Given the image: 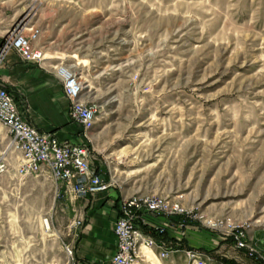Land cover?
<instances>
[{"label": "rangeland", "instance_id": "obj_1", "mask_svg": "<svg viewBox=\"0 0 264 264\" xmlns=\"http://www.w3.org/2000/svg\"><path fill=\"white\" fill-rule=\"evenodd\" d=\"M14 28L37 30L32 49L62 53L82 83L110 188L264 231V0H0L2 41ZM9 140L0 126V264H66L75 200L19 176ZM159 252L135 264H166Z\"/></svg>", "mask_w": 264, "mask_h": 264}, {"label": "built area", "instance_id": "obj_2", "mask_svg": "<svg viewBox=\"0 0 264 264\" xmlns=\"http://www.w3.org/2000/svg\"><path fill=\"white\" fill-rule=\"evenodd\" d=\"M38 36V31L30 29L26 35L19 28H14L4 37L0 44V59L13 49L25 61L39 63L43 56L41 51L33 50L31 42ZM57 74L61 80L63 93L69 102L68 115L71 121L82 127V135L96 123L97 109L81 101L83 85L67 68L60 66ZM0 126L9 136L8 149L17 154L16 173L21 177H47L54 183L65 187L73 199H85L111 187L109 179H104L92 167V153L87 141H62L56 135L39 131L24 117V109L17 102L15 95L0 87ZM8 163L4 153L0 154V174L7 170ZM118 217L113 231L115 234V252L107 264H135L141 257L142 248H158L161 259H168L172 245L158 241L151 232L163 233L159 227L143 217L163 216L167 219L181 217L179 227L189 223L203 228L222 238L230 239L235 249L242 250L250 257L264 259V252L259 251L247 235V226L236 225L230 216H207L194 208H186L179 202L155 195H132L122 197L118 204ZM76 227L83 224L82 217L73 222ZM173 226L170 222L168 227ZM66 264H77L73 249L65 246ZM186 264H207L205 256L196 250H186Z\"/></svg>", "mask_w": 264, "mask_h": 264}, {"label": "crops", "instance_id": "obj_3", "mask_svg": "<svg viewBox=\"0 0 264 264\" xmlns=\"http://www.w3.org/2000/svg\"><path fill=\"white\" fill-rule=\"evenodd\" d=\"M0 37V43L2 41ZM42 53L39 63L23 60L13 49L8 50L0 59V87L15 95L24 109V117L39 131L56 135L62 141L80 143L87 141L92 150L94 127L88 132L87 138L82 135V127L71 121L68 115L69 102L63 93L61 80L57 74L59 52ZM97 172L104 179H109L95 161ZM103 177V176H102ZM122 193L112 187L85 199H74L77 205L76 217H83V224L76 227L72 221L65 235L67 242L60 241L63 258L67 259L65 246L73 249V257L77 264H107L115 252V234L113 225L118 217V204ZM75 206H73V210ZM143 217L164 228L163 233L155 232L158 241L172 246L166 264H186V250H196L209 261L211 254L223 249L232 251L235 264H264V259L250 258L244 251L235 249L230 239H222L208 230L197 228L189 223L179 227L181 217L167 219L163 216ZM173 226L168 227L169 223ZM247 234L259 251L264 252V231L250 230ZM159 250V249H158ZM161 259V258H160ZM164 260V259H162ZM65 264V262L63 263Z\"/></svg>", "mask_w": 264, "mask_h": 264}, {"label": "trees", "instance_id": "obj_4", "mask_svg": "<svg viewBox=\"0 0 264 264\" xmlns=\"http://www.w3.org/2000/svg\"><path fill=\"white\" fill-rule=\"evenodd\" d=\"M102 176H103V178H105L104 175H102ZM147 230H149V229H147ZM150 232H151V234H152L154 237H157V235L155 234L154 231L150 230ZM225 264H235V263H234L232 260H225Z\"/></svg>", "mask_w": 264, "mask_h": 264}]
</instances>
